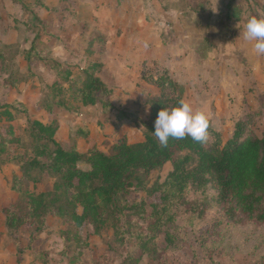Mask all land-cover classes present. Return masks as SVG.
<instances>
[{
  "label": "rangeland",
  "instance_id": "rangeland-1",
  "mask_svg": "<svg viewBox=\"0 0 264 264\" xmlns=\"http://www.w3.org/2000/svg\"><path fill=\"white\" fill-rule=\"evenodd\" d=\"M250 15L264 17V0H0V113L8 112L0 114V142L9 125L19 138L0 153V264H264V221L236 222L224 205L204 204L201 191L169 208L173 221L157 220L162 202L151 189L170 162L144 188L120 194L122 204L143 202V214L96 232L68 213L30 216L28 193L53 191L59 175L38 168L25 175L20 161L34 157L29 119L57 121L58 143L84 155L121 138L143 140L156 91L143 74L163 70L183 84V100L208 114L221 144L239 121L261 137L264 68L253 70L239 35ZM94 62L103 64L99 75L116 109L84 106L73 94ZM117 109L129 117L117 119ZM149 238L144 251L140 240Z\"/></svg>",
  "mask_w": 264,
  "mask_h": 264
},
{
  "label": "trees",
  "instance_id": "trees-1",
  "mask_svg": "<svg viewBox=\"0 0 264 264\" xmlns=\"http://www.w3.org/2000/svg\"><path fill=\"white\" fill-rule=\"evenodd\" d=\"M32 53L36 54L33 44L26 55L28 63ZM102 67L100 62L88 66L80 83L72 81L75 83L73 94L84 106L100 104L104 109H116L110 100L112 89L99 75ZM143 79L156 91L148 99L150 113L148 122H142L145 131L141 141L130 143L121 138L111 144L109 151L93 149L84 155L75 149L66 150L58 143L54 137L57 121L45 123L29 119L34 157L20 160L25 175L29 176L33 168L59 175L53 191L28 193L30 216L38 217L39 212L68 213L77 224H94L96 232L109 221L121 227L119 220L135 213L143 214L146 210L143 202L122 204L120 194L132 187L144 188L148 175L170 162L172 168L163 182L151 189L159 192L162 202V206L157 208L156 205L153 209L158 221H173L169 208L192 190L205 194L204 204L224 205L230 219L236 222L243 218L264 221V134L255 135L248 130L247 121H239L232 137L221 144L220 133L209 120L206 142H196L190 137L169 138L167 145L162 146L153 134L154 121L161 108L176 106L183 99L184 86L166 70L144 73ZM3 107L6 105H0V109ZM49 107L45 104L47 110ZM0 114L8 112L3 110ZM116 117L123 119L129 115L118 111ZM8 135L10 137L5 135L0 142V153L6 149V144L19 142L11 125ZM82 160L89 164V169L79 167L78 162ZM32 180L35 183L38 178ZM210 188L213 193L209 200L206 190ZM109 225L118 228L116 224ZM140 241L144 251H149L150 238Z\"/></svg>",
  "mask_w": 264,
  "mask_h": 264
},
{
  "label": "clouds",
  "instance_id": "clouds-1",
  "mask_svg": "<svg viewBox=\"0 0 264 264\" xmlns=\"http://www.w3.org/2000/svg\"><path fill=\"white\" fill-rule=\"evenodd\" d=\"M246 42L250 63L254 71H261L264 65V17L250 15L240 33ZM209 116L203 110H196L188 101L181 99L176 106L161 108L154 121L153 134L162 146L167 145L169 138L184 139L204 143L209 138Z\"/></svg>",
  "mask_w": 264,
  "mask_h": 264
}]
</instances>
